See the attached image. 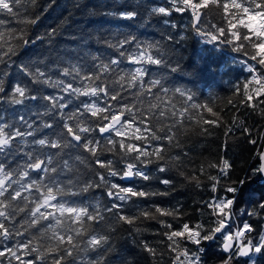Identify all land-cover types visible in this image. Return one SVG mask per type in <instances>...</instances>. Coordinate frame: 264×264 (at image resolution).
I'll return each instance as SVG.
<instances>
[{
	"label": "snow or ice",
	"instance_id": "snow-or-ice-1",
	"mask_svg": "<svg viewBox=\"0 0 264 264\" xmlns=\"http://www.w3.org/2000/svg\"><path fill=\"white\" fill-rule=\"evenodd\" d=\"M30 2L34 4L35 0ZM21 5L22 0H0V13L17 16ZM213 6L222 9L221 19L226 23L215 26L214 31H202V18ZM189 11L198 35L210 37L209 43L221 35L226 43L237 42L235 51L255 62L244 61L250 74H260L252 75V79L243 84L242 102L245 107L252 102L253 110L264 105V0H170L168 6L152 8L150 16L170 18L174 12ZM107 14L125 20L138 16L135 10ZM38 20L39 16H35L24 23L35 25ZM4 23L0 20V25ZM163 23L168 25L170 20L164 19ZM172 27L176 25L172 24ZM57 32L58 29L53 27L35 37V41L41 43L47 39L48 47L52 49L49 57L52 58L47 62H22L19 68L28 77L27 83L6 87L0 78V103L17 106L31 101L37 109L33 118L18 117L22 127L6 120L0 122V264H76L77 257H81L83 264L85 253L88 264H107L111 233L98 231V228L109 215L115 217L117 223L132 226L136 233L146 230L141 227L146 221L163 225L158 231L170 257L168 264H208L210 256L205 243L216 241H220L222 254L212 264H235L240 257L248 258L246 264H257L255 254L264 253V232L258 239L249 238L252 225L248 221L237 223L236 215L245 190L264 180V150L256 153L259 163L243 177L232 178L235 165L227 158L226 151L215 162L200 167L199 173L208 181L203 186L215 195L197 203L200 219L194 223L188 222L192 216L182 206L147 203L153 197L170 195V191L152 189L150 182L153 179H158L169 189L175 188L173 179L154 177L150 167L154 166L161 174L169 171L166 166H161L165 160V145L153 142L168 141L171 144L175 125L157 130L152 123L153 117L156 113L161 117L165 115L158 105L150 104L145 110L149 115H146L127 100V94L137 88L153 98H158L159 92H167L160 80H145L149 69L143 67L144 63H163L159 50L155 54L150 51L157 46L137 44V37L124 35L112 45L119 49L118 55L107 62L93 56V63L86 70L83 57H76V63H73L65 60L69 53L61 55L55 51L53 42ZM12 35L16 39L15 45L8 43L6 49L0 46V63L5 67V58L19 57V47L35 43L23 32ZM0 39H3V33H0ZM125 45H136L135 52H125ZM27 52L25 49L24 54ZM125 56L130 63L140 66L122 67L120 57ZM65 63L68 66L61 67ZM250 85L255 86L250 88ZM45 88L54 91H43ZM154 88L157 93H153ZM175 92L185 95L178 88ZM196 107H206L216 117L204 121L205 124L221 122L219 113L211 107L194 104L193 108ZM185 111L187 109L180 115L183 116ZM44 130L50 131L45 133ZM248 131L244 128L241 135ZM257 142L256 139L250 141L253 145ZM228 146L224 145L225 148ZM21 159L23 164L19 163ZM73 159L80 165L87 164L92 178L83 182L74 179L79 168L73 171L70 164ZM175 159L179 161L180 157ZM212 169L216 170L215 175L210 174ZM178 174L196 187L202 186L198 175H186L183 171ZM137 178L149 183L137 186L133 183ZM93 189H103L109 199L102 210L100 207L90 210V206L77 203L78 197ZM141 198L143 206L137 203ZM129 203L135 212L126 210ZM258 211L264 212V197L252 211L240 209L249 216L257 215ZM140 247L154 259L164 256V251L158 253L156 247L147 242L140 243Z\"/></svg>",
	"mask_w": 264,
	"mask_h": 264
},
{
	"label": "trees",
	"instance_id": "trees-1",
	"mask_svg": "<svg viewBox=\"0 0 264 264\" xmlns=\"http://www.w3.org/2000/svg\"><path fill=\"white\" fill-rule=\"evenodd\" d=\"M169 2L170 0H35L33 4L30 0H22L17 16L0 13V20L5 21L0 25V33H3L0 46L6 49L8 43L16 44L12 33L18 36L23 32L26 38L35 41L37 35H43L50 28L55 27L58 29L53 42L55 51L61 55L65 52L69 53L65 60H71L73 63H76V57H83L87 70V66L93 63V56H98L101 61L107 62L118 55L119 49L112 45H116L124 35L130 34L137 37V44H155L157 47L150 51L155 54L159 50L163 63L160 65L144 63L143 67L149 69L145 80H160L167 92L157 93L154 88L152 91L157 93L158 98H153L137 88L127 94V100L130 105H135L141 111L147 110L150 104L158 105L165 115L161 117L159 113H156L153 117L152 123L157 130L175 125L173 127L174 141L171 144L168 141L153 142L165 145V160L161 166H166L169 171L161 174L154 166H150L154 177L173 179L175 188L169 189L168 186L160 184L158 179H153L150 182L152 189L170 191V195L153 197L147 203L163 202L164 206H182L192 216V220L188 222L194 223L200 219L199 212L196 211L197 203L208 200L210 195H215L211 193L210 188L203 186L208 181L198 171L202 165L206 167L207 163L215 162L226 151L227 158L234 161L235 171L232 178L235 179L237 176L243 177L245 172L259 163L256 153L261 150L264 140L262 139L264 138V105L253 110L252 102L247 107L242 102L243 84L250 81L252 75L260 73L250 74L246 69L245 60L251 64L255 62L242 52L235 51L237 42L226 43L225 37L221 35L216 41L209 43L210 37L196 33L190 11L174 12L170 18L159 15L150 16L152 8L168 6ZM124 10H135L138 16L125 20L118 15L107 14ZM221 15L222 9L215 6L207 10V15L203 16L200 24L202 31H214L215 26H224L226 22L221 19ZM35 16H39L37 24L24 23L26 19ZM164 19H169L170 23L165 25ZM172 24L176 27H172ZM25 49L28 50L27 54H24ZM123 50L135 52L136 45H125ZM18 51L21 53L19 57L5 58L7 67L0 63V78L4 80L6 87L9 84L27 83L28 77L19 68L22 62L41 60L47 62V59L52 58L49 57L52 49H49L47 39L43 43L35 41L27 46H21ZM120 59L121 66L127 69L140 66L130 63L126 56ZM64 66H68L67 63L61 67ZM50 68H52L51 65ZM3 73L7 75H2ZM60 78L71 79V77L63 76ZM254 86L250 85V88ZM177 88L185 95L175 92ZM43 91L54 90L45 88ZM189 96L192 97L191 100L188 99ZM194 104L211 107L214 112L219 113L221 122L205 124L204 121L214 120L216 117L212 115V112L207 111L206 107L193 108ZM184 109L187 111L181 116L180 112ZM36 110L34 102L31 101L17 106L0 103V122L6 120L8 123L22 127L18 117L25 115L27 118H33ZM145 114L149 115L146 111ZM244 128L249 131L241 135ZM44 131L47 133L50 130ZM26 139L30 141L31 138ZM253 139L258 141L257 144L250 143ZM18 143L21 142L18 141ZM225 144L229 146L225 148ZM44 151L54 150L45 149ZM177 156L180 157L179 161L175 159ZM23 162V159L19 161L20 164ZM70 164L73 165L74 172L76 168H79L74 179L83 182L84 179L92 178L87 164L80 165L74 159L70 161ZM180 171L185 172L186 175H198L202 186L196 187L195 184L185 181L178 174ZM210 174L215 175L216 170H210ZM33 178H35L34 173ZM133 183L140 186L149 182H143L137 178ZM103 193V189H93L92 192L78 197L77 203L90 206V210L96 207L102 210L103 206L109 203V199ZM262 197H264V180L246 189L241 202L237 205V223L248 221L253 227L249 238L258 239L264 232V212L258 211L257 215L249 216L240 212V209L252 211ZM137 203L143 206V198ZM125 207L131 212L136 210L130 203ZM141 227L146 230L136 233L132 226L117 223L115 217L106 216L105 221L99 225L98 231L111 233V251L107 256V264H157V262L168 264L170 257L163 248L161 243L163 238L158 231L163 228V225L155 221H146ZM113 228L117 230L112 232ZM142 242L156 247L158 253L164 251L163 258L151 257L140 247ZM209 244L211 247H208ZM219 245L220 241L205 243L210 256L208 264H212L221 256ZM254 258L257 264H264V253L255 254ZM247 259V257L237 258L235 264H246ZM82 260L83 264H88L87 253L82 255ZM76 264H81V257H77Z\"/></svg>",
	"mask_w": 264,
	"mask_h": 264
},
{
	"label": "water",
	"instance_id": "water-1",
	"mask_svg": "<svg viewBox=\"0 0 264 264\" xmlns=\"http://www.w3.org/2000/svg\"><path fill=\"white\" fill-rule=\"evenodd\" d=\"M193 25H194V21H193ZM261 150H264V140H263V143H262V148ZM125 182H128V181H125Z\"/></svg>",
	"mask_w": 264,
	"mask_h": 264
}]
</instances>
